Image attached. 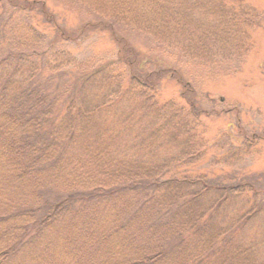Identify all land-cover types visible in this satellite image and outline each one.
I'll use <instances>...</instances> for the list:
<instances>
[{
    "label": "trees",
    "instance_id": "16d2710c",
    "mask_svg": "<svg viewBox=\"0 0 264 264\" xmlns=\"http://www.w3.org/2000/svg\"><path fill=\"white\" fill-rule=\"evenodd\" d=\"M74 1L180 52L262 26L255 0ZM124 57L58 92L39 78L53 60L0 47V264H264V191L184 170L205 156L198 110L159 105Z\"/></svg>",
    "mask_w": 264,
    "mask_h": 264
},
{
    "label": "rangeland",
    "instance_id": "374dc122",
    "mask_svg": "<svg viewBox=\"0 0 264 264\" xmlns=\"http://www.w3.org/2000/svg\"><path fill=\"white\" fill-rule=\"evenodd\" d=\"M252 5L261 12L263 27L238 26L224 46L198 34L186 45L192 51L180 52L74 0H0V47L15 54L23 50L39 66L53 60L55 66L39 69V78L58 92L102 65L127 70L120 58L129 56L136 72L155 77L159 105L173 102L187 112L191 105L198 110L194 142L206 144L205 156L183 169L213 181L244 180L264 191V0ZM195 14L196 21L212 22ZM250 235L264 260V220L253 222Z\"/></svg>",
    "mask_w": 264,
    "mask_h": 264
}]
</instances>
